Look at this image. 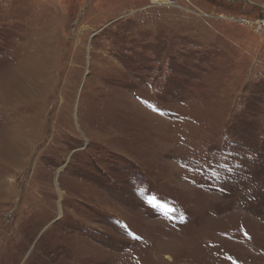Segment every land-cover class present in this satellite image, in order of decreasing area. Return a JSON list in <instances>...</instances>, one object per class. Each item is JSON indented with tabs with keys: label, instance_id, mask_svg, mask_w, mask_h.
<instances>
[{
	"label": "rangeland",
	"instance_id": "rangeland-1",
	"mask_svg": "<svg viewBox=\"0 0 264 264\" xmlns=\"http://www.w3.org/2000/svg\"><path fill=\"white\" fill-rule=\"evenodd\" d=\"M262 18L0 0V264H264Z\"/></svg>",
	"mask_w": 264,
	"mask_h": 264
},
{
	"label": "bare ground",
	"instance_id": "bare-ground-1",
	"mask_svg": "<svg viewBox=\"0 0 264 264\" xmlns=\"http://www.w3.org/2000/svg\"><path fill=\"white\" fill-rule=\"evenodd\" d=\"M21 129H24V131H23V133H25V134H20V135H18V136H16V140L17 141H20V142H23V140H24V142L23 143H26V141H25V135H26V133H27V131H28V128L26 127H24V128H21ZM16 134H18L17 132H16ZM29 141H30V139H28ZM28 140H27V142H28Z\"/></svg>",
	"mask_w": 264,
	"mask_h": 264
},
{
	"label": "built area",
	"instance_id": "built-area-1",
	"mask_svg": "<svg viewBox=\"0 0 264 264\" xmlns=\"http://www.w3.org/2000/svg\"><path fill=\"white\" fill-rule=\"evenodd\" d=\"M261 22L260 23H257L258 26L262 27L264 26V18L260 19Z\"/></svg>",
	"mask_w": 264,
	"mask_h": 264
}]
</instances>
